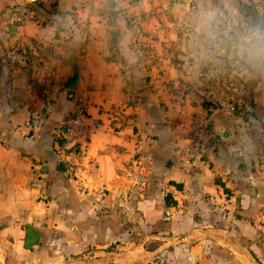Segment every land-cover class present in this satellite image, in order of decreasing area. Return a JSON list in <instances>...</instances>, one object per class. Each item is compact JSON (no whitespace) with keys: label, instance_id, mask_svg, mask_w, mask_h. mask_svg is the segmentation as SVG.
<instances>
[{"label":"crops","instance_id":"crops-1","mask_svg":"<svg viewBox=\"0 0 264 264\" xmlns=\"http://www.w3.org/2000/svg\"><path fill=\"white\" fill-rule=\"evenodd\" d=\"M180 1L0 0V264H264V105L207 95L216 137L184 172L205 110L184 86L205 73L180 51ZM77 102L96 130L72 149L56 130Z\"/></svg>","mask_w":264,"mask_h":264},{"label":"rangeland","instance_id":"rangeland-1","mask_svg":"<svg viewBox=\"0 0 264 264\" xmlns=\"http://www.w3.org/2000/svg\"><path fill=\"white\" fill-rule=\"evenodd\" d=\"M126 1L129 2V0ZM88 2L93 5L96 0H88ZM180 2L182 5L191 7V11L182 10L186 14L178 34L181 42L184 40L185 44H183V50L180 51H185L184 54L190 62L194 63L197 70L205 73L198 87L217 104L223 102L225 105H236V115L243 116L249 113L252 115L251 111L257 112L258 103L264 105V67L253 68L238 60L223 44L196 42L193 37L196 35L199 19L208 11H216L224 17L234 19L240 27L264 26V0H181ZM22 5L14 6V11L19 9L16 13L21 14ZM24 8L30 10L29 6ZM187 15L190 20L186 22ZM125 18L127 20L130 16H125ZM130 21L132 20L129 19L128 22ZM83 23L84 21H82V28ZM131 24L134 26V21ZM140 33H142L140 30L134 33L136 39L139 38ZM246 90L249 91L246 105L230 96L232 93L244 94ZM260 110L264 113V108ZM262 133L264 137V130ZM262 156L264 159V149H262Z\"/></svg>","mask_w":264,"mask_h":264},{"label":"built area","instance_id":"built-area-1","mask_svg":"<svg viewBox=\"0 0 264 264\" xmlns=\"http://www.w3.org/2000/svg\"><path fill=\"white\" fill-rule=\"evenodd\" d=\"M17 18L19 19L20 15ZM23 55L25 56V54ZM184 91L188 94V98L198 100L205 109L203 112H196L191 116L187 144L184 148L182 160L184 172L194 173L207 163L208 150L214 143L216 134L212 127L211 113L217 108V105L210 101L206 93L199 87L185 85ZM208 100L209 103L205 105L204 102ZM224 108L228 113L236 115L237 107L235 105L226 104ZM95 130V126L88 121L85 106L77 102L60 121L56 134L57 137L64 138L66 144L74 149L89 138ZM262 218L264 219V215Z\"/></svg>","mask_w":264,"mask_h":264},{"label":"clouds","instance_id":"clouds-1","mask_svg":"<svg viewBox=\"0 0 264 264\" xmlns=\"http://www.w3.org/2000/svg\"><path fill=\"white\" fill-rule=\"evenodd\" d=\"M193 39L201 43L223 44L238 60L253 68L264 67V26L240 27L234 19L208 11L199 19Z\"/></svg>","mask_w":264,"mask_h":264},{"label":"water","instance_id":"water-1","mask_svg":"<svg viewBox=\"0 0 264 264\" xmlns=\"http://www.w3.org/2000/svg\"><path fill=\"white\" fill-rule=\"evenodd\" d=\"M104 3L106 5L105 13L107 15L116 14L120 12L124 7L121 0H104ZM71 69H72L71 73L66 83L63 85V87L67 89V98L69 100L73 99L74 93L79 89V83H80L79 70L75 62L72 63ZM59 167L64 168L65 163L63 161H60Z\"/></svg>","mask_w":264,"mask_h":264},{"label":"trees","instance_id":"trees-1","mask_svg":"<svg viewBox=\"0 0 264 264\" xmlns=\"http://www.w3.org/2000/svg\"><path fill=\"white\" fill-rule=\"evenodd\" d=\"M23 17V15H20V18L19 19H17V21H14L13 22V24L14 25H16V24H19L24 18H22ZM129 26H130V22H128V28H129ZM115 40H116V35L113 33V36H112V41H114L115 42ZM0 58H1V61H2V69H3V65H4V59H3V55H1L0 56ZM36 86V85H35ZM204 104L206 105L207 104V102H204ZM236 106V105H235ZM237 107V106H236ZM236 110H237V108H236ZM240 110V109H239ZM57 139H58V142H60V144H62V143H66V141H65V139L64 138H61V137H57ZM68 150H70L69 148L68 149H66V151H68ZM168 196V195H167Z\"/></svg>","mask_w":264,"mask_h":264}]
</instances>
